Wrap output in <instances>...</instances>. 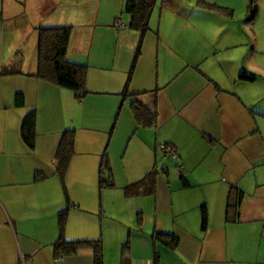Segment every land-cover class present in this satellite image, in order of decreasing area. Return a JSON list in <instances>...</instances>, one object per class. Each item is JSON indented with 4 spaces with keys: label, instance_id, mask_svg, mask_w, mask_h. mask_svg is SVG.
<instances>
[{
    "label": "crops",
    "instance_id": "1",
    "mask_svg": "<svg viewBox=\"0 0 264 264\" xmlns=\"http://www.w3.org/2000/svg\"><path fill=\"white\" fill-rule=\"evenodd\" d=\"M126 1L0 0V264H94L91 248L59 255L60 234L97 239L102 264H264V0H144L143 33ZM55 26H70L67 58L86 66L80 98L33 74L39 29ZM102 159L112 185H99Z\"/></svg>",
    "mask_w": 264,
    "mask_h": 264
},
{
    "label": "trees",
    "instance_id": "2",
    "mask_svg": "<svg viewBox=\"0 0 264 264\" xmlns=\"http://www.w3.org/2000/svg\"><path fill=\"white\" fill-rule=\"evenodd\" d=\"M253 6L254 1L252 2ZM150 5L144 0H127L124 9L130 14L129 26L139 29L142 33L148 29ZM253 7V9H255ZM70 26H55L39 29L37 46V68L33 74L39 78H44L56 84L68 88L75 92L80 98L83 96L86 66L83 63L71 61L67 58V46L70 35ZM136 59V58H135ZM135 59L132 62L134 65ZM239 77L243 79H253L254 74L242 71ZM17 104H22L23 97L16 94ZM132 109L137 121L144 125H152L156 122V111L148 108L137 99L132 101ZM35 114L30 111L22 123V137L30 148H34L35 143ZM75 132L73 128H65L61 134L59 144L54 154L56 169L63 178L69 160L74 152ZM104 171L106 176L104 175ZM37 175V174H36ZM39 175V174H38ZM111 170L106 160L100 163L99 185H112ZM241 189L231 186L227 197V209L236 210ZM236 197V198H235ZM66 209L58 213L59 224L62 230L66 218ZM206 224V214H202L201 226ZM157 237L164 239L168 244H175L177 237L170 233L159 232ZM91 248L93 250L94 264H102L100 242L97 239H66L62 234L55 241V249L59 255L76 252L79 249ZM126 259L121 263L125 264ZM154 264H158L156 259Z\"/></svg>",
    "mask_w": 264,
    "mask_h": 264
},
{
    "label": "built area",
    "instance_id": "3",
    "mask_svg": "<svg viewBox=\"0 0 264 264\" xmlns=\"http://www.w3.org/2000/svg\"><path fill=\"white\" fill-rule=\"evenodd\" d=\"M161 147L165 150L166 154L168 156H175L176 155V151L174 150L173 147L169 146L168 144H161Z\"/></svg>",
    "mask_w": 264,
    "mask_h": 264
}]
</instances>
